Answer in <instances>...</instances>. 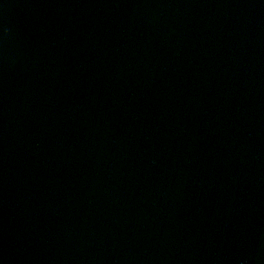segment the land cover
<instances>
[{"label": "water", "instance_id": "obj_1", "mask_svg": "<svg viewBox=\"0 0 264 264\" xmlns=\"http://www.w3.org/2000/svg\"><path fill=\"white\" fill-rule=\"evenodd\" d=\"M0 264H264V0H0Z\"/></svg>", "mask_w": 264, "mask_h": 264}]
</instances>
